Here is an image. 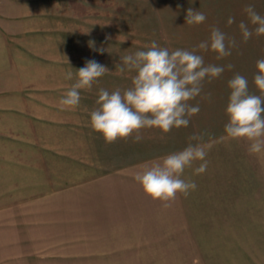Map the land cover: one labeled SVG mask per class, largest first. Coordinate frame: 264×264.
Masks as SVG:
<instances>
[{
  "label": "rangeland",
  "instance_id": "rangeland-1",
  "mask_svg": "<svg viewBox=\"0 0 264 264\" xmlns=\"http://www.w3.org/2000/svg\"><path fill=\"white\" fill-rule=\"evenodd\" d=\"M181 1L0 0V264H264V152L250 155L248 142L224 132L233 75L260 94L253 78L264 35L244 8L264 15V0H209L199 25L186 23L192 0ZM241 21L253 30L247 42ZM213 26L239 44L220 60L193 46ZM152 41L196 50L225 71L188 101L200 108L188 127L107 144L90 126L99 89L129 88L136 73L116 66ZM88 60L109 72L81 90L78 107L61 110ZM199 133H207V169L194 174L203 161L186 168L181 178L196 189L163 208L133 177Z\"/></svg>",
  "mask_w": 264,
  "mask_h": 264
},
{
  "label": "clouds",
  "instance_id": "clouds-1",
  "mask_svg": "<svg viewBox=\"0 0 264 264\" xmlns=\"http://www.w3.org/2000/svg\"><path fill=\"white\" fill-rule=\"evenodd\" d=\"M244 12L252 25H255L256 36L264 35V15L256 12L254 5H246ZM207 19L203 12L189 8L186 14L188 25H199ZM235 22L229 17V25ZM244 42L253 36L247 23L238 25ZM147 50L136 51L125 55L116 66L119 73L126 70L135 72L131 86L123 91L119 88L112 92L100 88L96 104L98 107L90 112V126L100 133L105 143L111 144L118 139H141L142 129L156 128L167 134L173 128L188 127L190 117L199 113V105L192 106L188 101L201 95L205 79L218 78L225 66L205 65L202 55L196 50L160 47L156 41L145 46ZM239 44L234 37H229L218 27H211L208 40L196 45V49L216 53L220 60L232 54ZM98 51L103 52V49ZM228 70L234 66L226 65ZM257 73L253 82L259 95L249 91L248 79L236 73L228 81L230 95L226 106L228 122L224 126L226 136L233 140L248 142V153L256 155L264 152V58L256 62ZM109 70L95 60H88L84 67L76 70L75 82L62 95L58 104L61 110H74L81 101V90H90L99 78ZM65 79L72 80L73 73L67 72ZM210 99V94L204 97ZM135 134V135H134ZM207 133L193 134L183 150L165 155L160 162L134 175L144 193L152 200L161 202L168 208L178 195L187 197L197 187L194 181L182 179L186 168L196 161H203L195 168L199 175L207 169V144L204 137Z\"/></svg>",
  "mask_w": 264,
  "mask_h": 264
},
{
  "label": "trees",
  "instance_id": "trees-1",
  "mask_svg": "<svg viewBox=\"0 0 264 264\" xmlns=\"http://www.w3.org/2000/svg\"><path fill=\"white\" fill-rule=\"evenodd\" d=\"M190 0H187L186 2H182L181 1V3H183L184 4V6H185V4L186 3H188ZM208 1L209 0H192V2H193V5L192 4H187L188 5V7L189 8H192V9H194V10H197V11H201V12H203L204 11V9L205 8H207V6H208ZM186 5V6H187ZM257 13H259V12H257ZM165 23V22H164ZM157 26H159L158 24H157ZM165 26V25H164ZM161 28H163V27H161ZM197 44H199V43H197ZM197 44H193V46H196ZM201 52H203V51H201ZM202 54V53H201ZM203 56V58L205 57L204 55H202ZM205 59V58H204ZM205 65H206V63H205Z\"/></svg>",
  "mask_w": 264,
  "mask_h": 264
}]
</instances>
